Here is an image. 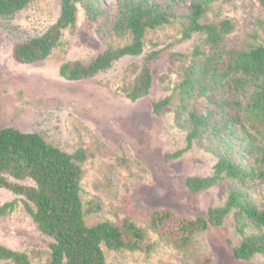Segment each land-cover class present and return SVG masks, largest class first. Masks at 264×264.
I'll use <instances>...</instances> for the list:
<instances>
[{
    "label": "rangeland",
    "instance_id": "1",
    "mask_svg": "<svg viewBox=\"0 0 264 264\" xmlns=\"http://www.w3.org/2000/svg\"><path fill=\"white\" fill-rule=\"evenodd\" d=\"M118 2L101 0L102 6L110 10V20ZM59 12V0H34L14 17L0 18V129L37 133L67 153L82 148L91 154L81 164V201L84 211L92 204H99L100 211L85 215V224H114L131 217L145 233L146 243L153 245L149 254L103 249L105 263L264 264L261 255L245 262L233 257L232 250L243 236L258 231L249 223L244 234H239L231 214L222 226H210L206 232L196 234L183 251L160 238L146 221L151 212L165 209L189 219L204 216L209 207L223 206L231 189L242 192L257 207L264 206V180L236 183L225 179L197 197L185 187L188 177H210L219 153L220 142L208 135L190 146L186 142L191 107L203 113L211 106L205 100H188L186 111L179 109L178 86L187 64L185 59L172 55L188 54L201 38L179 42L181 27L175 22L146 34L140 56L124 57L91 80L67 82L59 77L61 64L75 60L88 63L103 49L81 5L77 6L75 23L63 32L59 46L47 60L21 65L11 56L16 44L41 36L54 25ZM222 20H230L233 25L226 36L230 49L264 46L260 0H221L211 5L205 21ZM113 42L122 46L129 37L114 38ZM159 50L163 55L151 68L150 94L137 102L129 101L127 93L144 66V58ZM168 96L171 103L155 115L152 104ZM177 152H181L177 159L166 160ZM15 199L20 200L0 189V206ZM49 242L37 231L20 202L14 212L0 218V246L25 253L31 264L49 261Z\"/></svg>",
    "mask_w": 264,
    "mask_h": 264
},
{
    "label": "trees",
    "instance_id": "2",
    "mask_svg": "<svg viewBox=\"0 0 264 264\" xmlns=\"http://www.w3.org/2000/svg\"><path fill=\"white\" fill-rule=\"evenodd\" d=\"M32 1L0 0V18L14 17ZM220 1L119 0L116 14L110 20V10L102 6L101 0H59L60 12L55 24L41 36L16 44L11 56L21 65L47 60L59 46L63 32L75 23L77 6L81 5L87 24L95 27L103 49L88 63L75 60L61 64L58 74L67 82L87 81L124 57L140 56L146 34L178 22L179 42L194 36L201 38L188 54L172 55L185 59L187 64L185 77L178 86L179 109L185 112L188 100H205L211 106L203 113L198 107H191L186 142L190 146L207 135L220 142L213 174L205 178L188 177L185 187L197 197L225 179L236 183L246 179L264 180V46L245 50L228 47L226 36L233 31L232 22L205 21L211 5ZM260 5L264 11V0H260ZM125 37H129L128 43L114 45V38ZM162 55L163 51L159 50L144 58V66L127 93L129 101L137 102L150 94L151 68ZM171 99L168 96L154 102L152 112L160 114ZM90 155L82 148L67 153L37 133L0 129V189L20 199L1 205L0 218L14 212L18 202L22 203L37 231L50 241L46 264H106L103 249L146 254L153 250L131 217L114 224L100 222L90 227L85 224V215L100 211L99 204H92L84 211L81 201V164ZM180 155L177 152L166 160L171 162ZM229 214L239 234H244L249 223L258 231L243 236L232 250L233 257L245 262L257 255L264 256V206L252 204L236 189L229 191L223 206L209 207L204 216L189 219L165 209L151 212L146 221L160 238L183 251L196 234L206 232L210 226H222ZM0 261L31 264L25 253L2 246Z\"/></svg>",
    "mask_w": 264,
    "mask_h": 264
}]
</instances>
